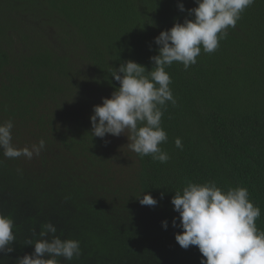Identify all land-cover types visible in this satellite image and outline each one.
Here are the masks:
<instances>
[{
    "label": "trees",
    "instance_id": "1",
    "mask_svg": "<svg viewBox=\"0 0 264 264\" xmlns=\"http://www.w3.org/2000/svg\"><path fill=\"white\" fill-rule=\"evenodd\" d=\"M196 6L0 0V124L13 122L17 148L45 141L32 159H9L0 149V214L14 220L16 237L0 264L32 253L26 243L49 221L57 235L80 241L81 255L71 264H200L196 246L178 245L182 229L172 223L179 224V213L171 199L189 182L214 181L225 192L246 188L264 231V0L241 13L215 52L201 50L187 70L179 62L165 69L177 101L167 102L161 119L166 163L129 146L113 148L116 136L91 134L93 106L119 87L114 68L132 60L150 71L159 47L154 38L191 19L187 9ZM144 193L157 205H141Z\"/></svg>",
    "mask_w": 264,
    "mask_h": 264
},
{
    "label": "clouds",
    "instance_id": "2",
    "mask_svg": "<svg viewBox=\"0 0 264 264\" xmlns=\"http://www.w3.org/2000/svg\"><path fill=\"white\" fill-rule=\"evenodd\" d=\"M255 0H195L196 7L187 9L183 23L174 22L170 29L161 31L154 38L158 55L150 57L154 65L146 66L127 60L111 76L119 82L110 98H102V104L93 106L90 117L91 134L103 139L106 134L119 137L127 130L131 141L129 148L140 157L151 156L154 161L166 163L170 157L160 145L167 141V133L161 126L163 110L167 102L177 103L169 87L170 75L166 68L174 62L182 63L187 70L196 64L201 50L213 53L220 40L228 36V28H235L241 13ZM181 12L183 3L178 4ZM13 122L0 124V149L9 159H32L45 148L41 139L37 144L17 148L12 143ZM175 146L182 150L180 138ZM2 163V161H0ZM141 197V196H140ZM139 203L154 207L158 201L144 193ZM173 210L179 213V224L173 219L175 240L183 249L196 246L202 254L200 264H264V231L258 230L255 221L260 208L249 199L244 187L223 191L214 181L203 184L189 182L182 194L176 191L171 199ZM166 230L168 222L162 221ZM15 222L10 216L0 214V253L4 256L14 251ZM35 233V230H33ZM52 222L41 225L38 239H29L26 245L34 251L17 257V264H60V259L71 262L81 255L80 241L57 235ZM3 258H0L2 260Z\"/></svg>",
    "mask_w": 264,
    "mask_h": 264
},
{
    "label": "rangeland",
    "instance_id": "3",
    "mask_svg": "<svg viewBox=\"0 0 264 264\" xmlns=\"http://www.w3.org/2000/svg\"><path fill=\"white\" fill-rule=\"evenodd\" d=\"M128 131L126 130L124 134H121L119 137H116V143L113 148L123 146L124 148H128ZM120 145V146H119Z\"/></svg>",
    "mask_w": 264,
    "mask_h": 264
}]
</instances>
